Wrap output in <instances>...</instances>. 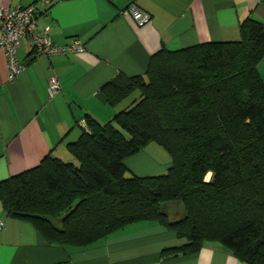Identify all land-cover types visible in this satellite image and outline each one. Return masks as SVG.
Instances as JSON below:
<instances>
[{"label":"trees","instance_id":"obj_1","mask_svg":"<svg viewBox=\"0 0 264 264\" xmlns=\"http://www.w3.org/2000/svg\"><path fill=\"white\" fill-rule=\"evenodd\" d=\"M239 28L237 40L161 48L143 75L106 83L111 105L138 94L107 123L87 117L66 145L78 165L49 153L0 181L6 214L55 246L86 247L152 220L184 240L164 257L219 243L264 264V24L247 18ZM151 142L169 154L165 173L126 176L124 160ZM174 201L182 216L170 220L162 205Z\"/></svg>","mask_w":264,"mask_h":264},{"label":"crops","instance_id":"obj_2","mask_svg":"<svg viewBox=\"0 0 264 264\" xmlns=\"http://www.w3.org/2000/svg\"><path fill=\"white\" fill-rule=\"evenodd\" d=\"M33 2L0 0V5L14 9ZM130 4L149 13L150 21L138 26L123 15ZM36 18L38 28L48 27L55 43L80 39L84 51L40 54L9 81L0 49V181L38 165L49 153L75 164L66 145L86 128L87 117L107 123L138 94L111 105L100 95L106 83L119 74L143 75L150 56L161 48L239 39L245 19L264 24V0H56L49 7L37 4ZM31 50L30 41L22 39L17 61L24 62ZM257 69L264 80V60ZM51 75L59 89L49 97ZM145 148L124 160L131 174L166 171L170 157L161 162ZM0 219V264H244L219 243H205L194 254L164 257V248L184 240L152 220L130 223L78 248L48 244L30 222L8 216L1 204Z\"/></svg>","mask_w":264,"mask_h":264},{"label":"built area","instance_id":"obj_3","mask_svg":"<svg viewBox=\"0 0 264 264\" xmlns=\"http://www.w3.org/2000/svg\"><path fill=\"white\" fill-rule=\"evenodd\" d=\"M56 0H35V2L14 9L0 5V49L5 53L8 66V80L13 81L25 69L27 64L40 54H79L84 51V44L80 39L65 44H57L49 35V28L39 29L36 10L37 4L49 7ZM123 15H130L138 26L150 21L149 13L134 4L121 11ZM22 39L30 41L32 50L24 62H18L16 48ZM59 89L55 75L48 78V96L52 97ZM3 220L0 219V227Z\"/></svg>","mask_w":264,"mask_h":264},{"label":"rangeland","instance_id":"obj_4","mask_svg":"<svg viewBox=\"0 0 264 264\" xmlns=\"http://www.w3.org/2000/svg\"><path fill=\"white\" fill-rule=\"evenodd\" d=\"M121 131L125 136H127V133L124 130L121 129ZM145 150L148 153L154 155L161 162H164V160L166 161L169 158V154L167 153V151L156 142H151V144H149V146H147ZM75 164L78 165L77 161ZM162 173H165V171ZM162 173H155V174H162ZM130 175L131 172L127 169L126 176H130ZM162 210L168 214L170 220H175L182 216V208L180 202H176V201L166 202L162 205Z\"/></svg>","mask_w":264,"mask_h":264}]
</instances>
